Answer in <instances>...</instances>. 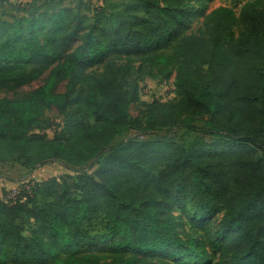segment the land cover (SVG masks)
Instances as JSON below:
<instances>
[{
  "label": "trees",
  "instance_id": "16d2710c",
  "mask_svg": "<svg viewBox=\"0 0 264 264\" xmlns=\"http://www.w3.org/2000/svg\"><path fill=\"white\" fill-rule=\"evenodd\" d=\"M210 1L107 0L84 13L61 6L0 19V88L50 70L27 96L0 98V161L30 172L52 161L98 164L24 182L15 198L4 190L0 264H193L208 261L206 246L215 264H264V0L238 14ZM194 19L202 24L191 31ZM123 56L161 81L175 71L176 98L141 102L139 86L116 79L132 68L118 65ZM54 117L65 119L49 138ZM195 119L205 123L189 142L154 135ZM128 129L141 133L110 145ZM188 203L201 228L225 209L198 244L174 213ZM100 215L106 230L91 234ZM96 243H107L100 254Z\"/></svg>",
  "mask_w": 264,
  "mask_h": 264
},
{
  "label": "rangeland",
  "instance_id": "374dc122",
  "mask_svg": "<svg viewBox=\"0 0 264 264\" xmlns=\"http://www.w3.org/2000/svg\"><path fill=\"white\" fill-rule=\"evenodd\" d=\"M105 1L107 0H0V19L6 21H13L14 18L21 17H29L32 14L40 13L45 9H48L51 12H55L61 6H71V7H81L82 12H88L89 8L93 10V6H103ZM250 0H211L209 2V8H215L217 6H228L232 8L237 14L240 12L242 5ZM91 12V11H90ZM202 20L194 19L192 21L191 31H196V29L202 24ZM238 29H235V35L237 36ZM80 43V40L76 39L72 47H76ZM119 66L130 65L132 68L130 69L129 74H120L116 76V79L122 83H124V88L126 90H131L135 86H139V93L141 102H150L154 100H172L175 99V95L170 90V85H162V81L160 78H153L149 76L146 72L142 73L138 70V66L142 63V60L139 58L134 59L133 61H129V59L125 56L119 58L117 60ZM144 65H147L145 62ZM208 66L204 65L202 67L201 76L203 78H207ZM88 73H103L102 66L97 68H93L87 71ZM50 70L46 71L41 78L32 82L31 84L21 86L18 89L10 90L8 88H0V98H9V99H21L29 94L33 89L44 84L46 78L48 77ZM175 71L172 73L171 77L174 79ZM208 79V78H207ZM68 81H62L56 88L57 91L63 92L66 90ZM80 86V83L77 84V87ZM79 90H77L76 95ZM175 98H174V97ZM71 101L70 106L72 108H77L75 104V97ZM64 117H54V121L56 122L55 126L47 131V136L49 138L54 137L55 128L58 126H62L64 122ZM93 122V119H91ZM205 123L204 119H195L192 122L191 127L178 126L176 128H160L154 132V135L157 136H168L179 142H189L193 139V137L200 132V127H202ZM141 131L136 129H128L121 134H118L110 143V145L117 144L122 140H126L130 137H134L140 134ZM152 135V136H154ZM7 163L8 166L12 169V178L15 181H19L16 187L22 185L24 182H29L30 180H44L50 178L52 176H60L62 174H79L84 171H88L90 173L94 172V170L98 167V164H91L90 162L83 166H70L69 164L63 161H52L44 164L43 166L36 169L34 172L27 171L25 167H23L20 163L12 160L3 161ZM34 173V174H33ZM32 175V177H30ZM15 187V188H16ZM6 190V189H5ZM7 190L6 192L10 194L11 191ZM3 190L0 191L2 194ZM193 212L191 203H188L184 206V209L175 207L174 213L181 217L179 229L184 236V238H188V236H193L198 244L199 241L204 240L209 236V234H214L215 231L219 228L220 221L225 213V209L223 207H219L217 213L213 216H210L206 220V225L204 228H201L199 221L194 218L191 213ZM107 218L104 215H100L94 221H92L88 228L91 234H101L104 233L106 228ZM30 224L25 225V234H29ZM107 243H96L93 246V251L96 254H100V250H104L106 248ZM198 250V248H196ZM207 251L208 261L204 262L199 259L193 264H215L219 258V254L213 251L209 246L201 249V252ZM103 262L104 259H101Z\"/></svg>",
  "mask_w": 264,
  "mask_h": 264
},
{
  "label": "crops",
  "instance_id": "0c3cea01",
  "mask_svg": "<svg viewBox=\"0 0 264 264\" xmlns=\"http://www.w3.org/2000/svg\"><path fill=\"white\" fill-rule=\"evenodd\" d=\"M11 170L12 169L10 168V166L7 165V163L0 161V191L1 190L4 191L5 189L6 190H10V189L13 190V189H17L19 187V186L16 187V185L18 184L19 181L13 180V178H12L13 174H12ZM27 171H29V170L27 169ZM30 177H32V175ZM0 195H1V193H0Z\"/></svg>",
  "mask_w": 264,
  "mask_h": 264
},
{
  "label": "built area",
  "instance_id": "2783aa9c",
  "mask_svg": "<svg viewBox=\"0 0 264 264\" xmlns=\"http://www.w3.org/2000/svg\"><path fill=\"white\" fill-rule=\"evenodd\" d=\"M162 85H170V90L171 92L175 95L176 97V85L174 83V79L170 78L168 80H163L162 81ZM141 94V93H140ZM174 97V96H173ZM174 97V98H175ZM162 101H167V100H163V99H159ZM19 191L17 189H13L12 192L8 195L7 198H15L18 195Z\"/></svg>",
  "mask_w": 264,
  "mask_h": 264
}]
</instances>
